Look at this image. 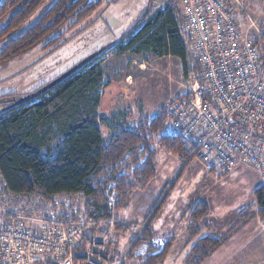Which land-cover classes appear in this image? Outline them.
Segmentation results:
<instances>
[{"label":"trees","instance_id":"obj_1","mask_svg":"<svg viewBox=\"0 0 264 264\" xmlns=\"http://www.w3.org/2000/svg\"><path fill=\"white\" fill-rule=\"evenodd\" d=\"M100 4L101 0H53L51 3L3 0L0 64L39 45L49 50L59 47L64 43L60 29L73 19L76 25ZM180 22V9L172 0H166L164 8L150 15L147 11L143 13L121 37L117 44L119 52L171 56L185 70L189 43L182 36ZM107 49L35 99L15 106L8 104L0 115V175L6 190L26 197L76 196L77 200L68 206L56 207L62 218H74L79 213L99 220L114 215L117 221L123 222L118 217L119 211L129 205L132 192L143 189L156 173L157 157L150 148V136L162 127V110L150 119L140 118L135 129L126 127L130 112H119L113 119L121 130L106 138L101 133L100 124L110 125L98 114L103 92L109 84L99 64ZM160 146L169 154L187 157L186 146L178 139H162ZM111 191L116 198L114 208L108 204ZM254 195L259 214L264 218V184ZM206 212L201 202L191 207L187 230L190 236L198 233V222ZM148 225L144 236L153 239V229ZM240 227L234 224L222 237L208 234L199 238L192 245L187 261L199 264L209 258ZM116 230L125 239L128 235L131 237L128 226H117ZM167 243L157 248L151 246L144 257L128 260L132 264H161L169 251ZM125 252L117 244L111 259L123 258Z\"/></svg>","mask_w":264,"mask_h":264},{"label":"rangeland","instance_id":"obj_2","mask_svg":"<svg viewBox=\"0 0 264 264\" xmlns=\"http://www.w3.org/2000/svg\"><path fill=\"white\" fill-rule=\"evenodd\" d=\"M165 1L101 0L99 7L76 25H73L76 21L73 19L60 29L64 43L59 47L49 50L39 45L1 63L0 99L29 95L107 47L99 59L109 83L98 112L99 117L110 124H100L104 138L121 130L113 119L119 112H130L131 119L127 120L126 127L135 129L140 118L150 119L169 101L184 97L194 82L197 81L204 92L205 83L190 48L186 51L185 70L171 56L156 57L146 53L135 56L130 52H119L117 44L121 37L143 13L147 11L150 15L164 8ZM172 1L180 9V0ZM254 3L252 7L247 3L249 15L264 30V5L258 0ZM40 13H36V17ZM7 106L0 105V115ZM150 143H153L152 139ZM151 144L157 157L155 176L143 189L132 192V205L118 214L127 215L133 221L140 217L136 211L147 212L145 217L149 220L144 221V225L152 223L157 235H164L160 236V242H168L170 246L161 264H194L187 261L192 243L208 234L222 237L234 224L241 227L199 264H264V218L259 214L254 195L264 180L251 168L221 175L195 160L179 159L162 150L161 146L152 148ZM149 194L153 203L142 199L144 202L140 205V198ZM199 202L205 205L207 212L198 222V233L190 236L187 232L190 210Z\"/></svg>","mask_w":264,"mask_h":264},{"label":"built area","instance_id":"obj_3","mask_svg":"<svg viewBox=\"0 0 264 264\" xmlns=\"http://www.w3.org/2000/svg\"><path fill=\"white\" fill-rule=\"evenodd\" d=\"M179 7V26L205 91L196 81L184 97L163 107L164 121L151 135V147L178 139L186 146V161L221 175L251 168L264 180V31L242 0H180ZM74 199L12 195L0 175V264H127L162 245L145 238L148 224H126L114 215L59 217L56 207ZM115 202L111 191L108 204L114 208ZM117 226H128L127 243ZM123 242V258L111 259Z\"/></svg>","mask_w":264,"mask_h":264},{"label":"water","instance_id":"obj_4","mask_svg":"<svg viewBox=\"0 0 264 264\" xmlns=\"http://www.w3.org/2000/svg\"><path fill=\"white\" fill-rule=\"evenodd\" d=\"M2 2H3V0H0V6H1ZM105 49H103V50H105ZM103 50H101V51H103ZM101 51H99L98 53L88 57L84 61L80 62L78 65H76L73 68H71L70 70H68L66 73H64L61 76H59L57 79H55L51 83L45 85L41 89H39V90L29 94V95L15 96V97L14 96L13 97L10 96V97H7V98L0 99V105L9 104L10 103L12 106H15V105H20V104H23V103H26L28 101H31V100L35 99L38 95H40L41 93L47 91L48 89H50L51 87H53L54 85H56L57 83H59L60 81L65 79L66 77H68L70 74L75 72L77 69H79L82 65H84L87 61H89L95 55H98Z\"/></svg>","mask_w":264,"mask_h":264},{"label":"crops","instance_id":"obj_5","mask_svg":"<svg viewBox=\"0 0 264 264\" xmlns=\"http://www.w3.org/2000/svg\"><path fill=\"white\" fill-rule=\"evenodd\" d=\"M245 1V3H246V5H250V7H252L253 6V4H254V6H255V4L256 3H254V0H244ZM260 3H261V5H264V0H258ZM256 2V1H255ZM248 3V4H247ZM250 9V8H249ZM252 10V9H251ZM264 31V30H263ZM183 35V34H182ZM188 48H190V46L188 47ZM191 49V48H190ZM192 51V50H191ZM168 155V154H167ZM142 194H140V196H141ZM150 196V194L149 195H147L145 198H140V201H139V203H140V205L142 204V202H144V201H142V199H144V200H146L145 202H148L149 201V204H151V203H153V201H154V199H153V201L151 200V197H149ZM146 198H148V200L146 199ZM131 200H132V198H131ZM151 202V203H150ZM129 204H131V202L129 203ZM132 205V204H131ZM130 205V206H131ZM145 205H146V203H145ZM142 207V206H141ZM137 209H138V207H137ZM137 213H138V215L140 216V217H138V219L137 220H131V218H128L129 216H127V215H122V214H118V217H119V219L121 220V221H123V222H126V223H136V224H141V223H143L144 221H146V220H149V219H146V217H145V215L147 214V212L145 211V213H143V211L141 212H139V211H136ZM147 216V215H146ZM150 225H151V227H152V229H153V239L154 240H157V241H160V236H164V235H160V236H158L157 234H158V232L157 231H155V227L153 226V224L152 223H150ZM167 231L168 230H166V232H165V235H166V233H167ZM169 232H170V230H169ZM180 233H183L182 231L180 232ZM128 237V238H127ZM126 237V239L124 240V241H128L129 239H130V237H129V235ZM197 241V240H196ZM195 241V242H196ZM195 242H193L192 243V245L195 243ZM124 245V244H123ZM124 247V246H123Z\"/></svg>","mask_w":264,"mask_h":264}]
</instances>
